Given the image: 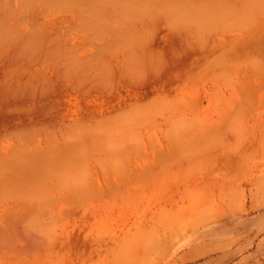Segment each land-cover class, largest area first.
<instances>
[{
    "label": "rangeland",
    "instance_id": "obj_1",
    "mask_svg": "<svg viewBox=\"0 0 264 264\" xmlns=\"http://www.w3.org/2000/svg\"><path fill=\"white\" fill-rule=\"evenodd\" d=\"M0 10L28 28L12 68L72 66L52 112L74 131L62 137L99 148V177L113 176L100 177L97 227L91 207L74 206L87 210L77 218L68 200L74 217L58 208L50 224L76 222L82 251L97 242L45 264H264V0H0ZM87 72L101 77L83 85ZM8 130L3 140L20 139Z\"/></svg>",
    "mask_w": 264,
    "mask_h": 264
},
{
    "label": "bare ground",
    "instance_id": "obj_2",
    "mask_svg": "<svg viewBox=\"0 0 264 264\" xmlns=\"http://www.w3.org/2000/svg\"><path fill=\"white\" fill-rule=\"evenodd\" d=\"M26 28L27 25L21 21L16 13L10 14L4 10H0V123H3L1 117H4L5 114L7 115L6 112H10V116H6L10 118H6L7 120L5 121L3 120L6 127L4 130L7 131L9 129L13 133L11 129L15 128L21 131L20 139L12 142L11 138L13 135H9L10 138L8 137V139L4 137L3 140L2 135L4 130L0 129V264H45L53 256L57 257L60 253H63L60 254L62 258L66 256L65 254L69 255L70 252L71 254L74 253V249L70 248L78 243L77 240L80 236L78 232L80 233L81 231L79 230L76 233V229H73L76 226V222H72L74 224L73 227H69V229L74 230V232L72 230V233L69 229L67 232H63V229L59 232L58 230L57 232L53 230L54 226H50L53 223L52 220H54L55 214L53 212L59 208L58 215L63 213V216H60L65 220L64 215L69 213V216L71 214L70 212L66 213V210H62L68 206L66 200H68V204L70 202L77 204L74 205L73 203V207L71 203L69 204V210L71 211V208H73L74 212H71L75 213L77 218L87 213L85 209L86 212H83V214L79 213V206L91 207L93 213L90 214H93V224L97 227L99 221L98 213L102 205L101 194L104 188V186L103 188L100 186L104 183L108 184V181L113 177L111 176L109 179L106 175H104L105 177L102 176L104 174L102 172L103 170L99 169L102 172V174L100 173V177L102 176L101 179L107 178L108 180L105 179L107 182L105 181L103 184H100L103 182H100L98 172V168L100 167L97 168L98 164H94L98 160H94L95 162H93L92 159L94 158L91 155L96 154L97 149H99L95 148L97 146L94 147L95 150L91 148L92 145L89 143L91 147L88 144L89 147L87 145L84 146V142H81L82 136H78V133L75 134L77 137H80L78 138V142L80 143L77 142V137L69 140L66 137H62L67 129H64L63 122H60L61 120L63 121V117L59 121L57 119L59 113L54 111L56 97L62 93L59 92L57 94L58 92H55L59 90L57 88L65 78L66 80L67 78L72 80L75 78V71L72 69V66L68 67L67 61L59 58L56 59L58 62L56 61L57 63L52 65L51 69L53 71L52 74L49 73L50 75L38 71V69L32 70V68H28L25 66L26 62L22 63L25 64L24 67H21L24 69L23 71H19L18 69L20 67L19 64H21L20 62L18 64L19 67L12 68L22 58H19V56L21 54L24 56L26 53L25 48L27 46L25 42L27 39L24 34ZM96 75L87 72L81 75L79 79L84 85L88 81H95L101 77V73L99 72ZM75 87L77 86H74V84L71 85L72 92L76 89ZM54 93L56 96L55 100L50 98L51 94ZM251 102L252 98H247L246 103L249 105ZM52 107L54 108L52 109ZM52 110L58 116L54 115ZM247 117L250 119L252 114H248ZM55 123L58 129L54 126ZM1 128H3V125ZM53 129L58 130L62 135H58L57 137ZM67 131V135L65 136L69 137L70 134L73 136L74 131L71 133V130ZM58 132L57 134H60ZM5 139L8 141L11 140V143H8V141L4 143L6 141ZM71 140L76 141V143H70ZM104 164L106 165V163ZM105 165L102 169H104ZM115 180L114 178V182ZM112 182L111 184H113ZM261 187L264 188V182L260 184ZM105 193L103 192L102 195L108 196L104 195ZM112 200L115 202V198ZM61 203L63 207H59ZM74 206L78 207L74 208ZM114 207L112 206V209ZM75 209L78 211L76 210L75 212ZM111 213L109 214L111 215ZM100 226L102 227V223ZM82 227L84 226L82 225ZM82 227L81 230H84ZM93 230L95 233L94 228ZM95 238L97 237H94V241L96 240ZM91 241L89 242L91 243ZM89 242H84L85 244L88 243L86 245L83 244L85 246H92L93 242L91 244ZM77 245L76 247L80 249L81 253H79L82 255L86 248L83 246L84 250L82 251V246ZM210 247H205L203 250H188L185 258H193L196 255L214 249V247ZM78 248L77 250L79 251ZM69 249L70 251H68ZM53 260L51 259V261ZM84 262L86 263V261ZM88 264L114 263L111 261L105 263L91 260Z\"/></svg>",
    "mask_w": 264,
    "mask_h": 264
}]
</instances>
